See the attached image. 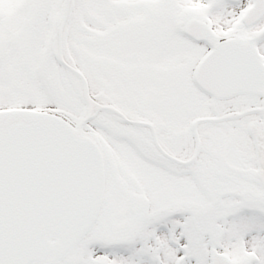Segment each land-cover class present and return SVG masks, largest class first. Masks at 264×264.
Returning a JSON list of instances; mask_svg holds the SVG:
<instances>
[{"label": "snow or ice", "instance_id": "snow-or-ice-1", "mask_svg": "<svg viewBox=\"0 0 264 264\" xmlns=\"http://www.w3.org/2000/svg\"><path fill=\"white\" fill-rule=\"evenodd\" d=\"M0 264H264V0H0Z\"/></svg>", "mask_w": 264, "mask_h": 264}]
</instances>
